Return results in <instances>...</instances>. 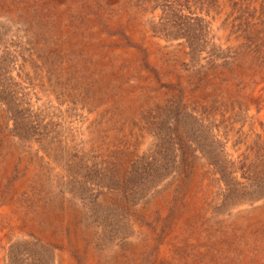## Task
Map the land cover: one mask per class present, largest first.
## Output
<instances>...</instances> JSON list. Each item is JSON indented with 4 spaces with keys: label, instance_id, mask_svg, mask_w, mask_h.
Returning a JSON list of instances; mask_svg holds the SVG:
<instances>
[{
    "label": "rangeland",
    "instance_id": "374dc122",
    "mask_svg": "<svg viewBox=\"0 0 264 264\" xmlns=\"http://www.w3.org/2000/svg\"><path fill=\"white\" fill-rule=\"evenodd\" d=\"M0 264H264V0H0Z\"/></svg>",
    "mask_w": 264,
    "mask_h": 264
}]
</instances>
